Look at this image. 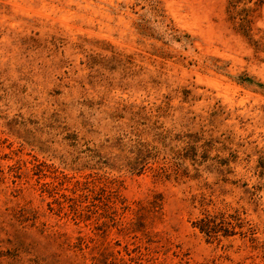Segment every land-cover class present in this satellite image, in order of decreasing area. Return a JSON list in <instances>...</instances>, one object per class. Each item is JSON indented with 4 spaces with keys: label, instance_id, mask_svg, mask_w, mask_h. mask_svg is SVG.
Segmentation results:
<instances>
[{
    "label": "rangeland",
    "instance_id": "374dc122",
    "mask_svg": "<svg viewBox=\"0 0 264 264\" xmlns=\"http://www.w3.org/2000/svg\"><path fill=\"white\" fill-rule=\"evenodd\" d=\"M0 264H264V3L0 0Z\"/></svg>",
    "mask_w": 264,
    "mask_h": 264
},
{
    "label": "trees",
    "instance_id": "16d2710c",
    "mask_svg": "<svg viewBox=\"0 0 264 264\" xmlns=\"http://www.w3.org/2000/svg\"><path fill=\"white\" fill-rule=\"evenodd\" d=\"M236 1L237 0H230V4H231V6H234V5H236ZM248 1H250V2H252V1H254L255 2V4H258V5H262L263 3H264V0H248ZM245 11H247V13H246V18L244 19V25H247V26H250V23H251V11H253V8L252 7H248V8H245ZM68 199H70V200H76L77 198L76 197H73V196H69L68 197ZM154 204H152V207L154 208V209H156L157 208V202L156 201H154L153 202ZM210 224L209 223H207V227H203V230H205L207 233L208 232H210V230H208V228H210V226H209Z\"/></svg>",
    "mask_w": 264,
    "mask_h": 264
}]
</instances>
